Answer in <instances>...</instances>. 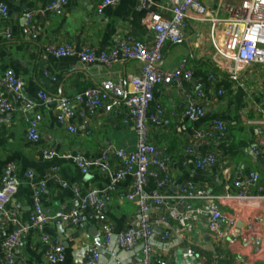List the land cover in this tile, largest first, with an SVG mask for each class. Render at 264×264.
Segmentation results:
<instances>
[{
    "label": "crops",
    "instance_id": "0c3cea01",
    "mask_svg": "<svg viewBox=\"0 0 264 264\" xmlns=\"http://www.w3.org/2000/svg\"><path fill=\"white\" fill-rule=\"evenodd\" d=\"M49 1L0 0V7L6 8L5 16L0 13V30L8 27L11 34L9 39L0 38V80L7 70L21 78L23 94L36 103L29 115L39 113L42 117L37 142L27 140L24 117L19 112L12 114L9 125L0 124V187L6 164H16L21 180H24L26 171H32L34 177L31 183L42 182L45 185L41 197L43 210L53 214L64 207L77 205L75 190L102 189L110 181L108 175L100 174L94 168L82 174L71 160L61 158L60 154L81 152L86 158L96 160L107 150L132 151L136 147V134L133 126L124 122V110L115 113L98 110L94 116H89L83 103L73 105L74 116L67 121V125L74 126L75 132H70L58 122L54 105L41 104L36 92L43 89L53 96L71 97L103 80L115 81L127 74H137L141 63L126 61L115 64L110 70L96 65L83 67L76 57L55 58L44 53L43 46L68 42L78 48L90 44L97 49H108L117 37H130L150 44L152 35L145 27L148 13L139 10L134 0H119L117 4L105 7L101 14L95 12V5L100 0H67L61 15L37 13ZM156 1L164 6L162 0ZM202 1L218 8L219 3L240 0ZM28 13L32 14L35 39L24 33ZM216 13L220 17L226 15L219 8ZM211 40L210 22L189 19L183 40L163 48L160 67L170 70L186 57L192 77L181 87L156 85L148 108L152 111L155 104L164 108L162 119L148 129L149 140L167 158L169 180L162 192L172 195L180 185L190 183L206 190L210 198L177 205L179 212L195 208L200 210L189 220V230L180 228L177 221L171 218H168V226L157 223L152 235L153 252L156 257L174 260L176 264H191L189 247H196L201 255L212 260L211 264H264V205L250 199H233L242 191L248 195L264 196V143L259 123L264 120V64L251 65L235 76L220 68L212 70L214 51ZM211 70L213 75L210 77ZM197 93H200L205 115L195 121L186 120L181 117L186 96ZM0 94L12 98L1 85ZM217 121L226 124L227 138L209 140L203 146L194 148L196 154L213 153L216 157L215 164L197 168L195 154L187 152L186 148L193 146L199 129ZM49 150L55 153L50 159L44 155ZM252 171L258 173V183L247 188L246 179ZM131 182L130 176L120 180L112 193L113 198L104 208L116 234L124 230L135 216L136 205L125 198H117L130 190ZM154 186L153 178H148L145 192L149 194ZM212 201L218 203L222 213L235 220L232 226L220 223L228 238L236 240L233 244L227 238L218 237L209 228L208 208ZM7 210L18 212L21 221L27 222L32 210L31 186L27 182L18 186L7 204ZM161 213L160 209L152 208L150 215L155 219ZM251 222L260 241L258 245L243 243L240 239ZM11 227L0 225V253ZM92 228L101 238L95 216L90 211H84L78 225L51 220L44 225L43 232L52 241L63 245L64 260L59 264H71L80 259L84 246L96 245V239L90 232ZM165 232H170L169 237L161 239ZM45 250L46 245L39 234L30 229L23 236L21 246L14 251L15 264H50L45 258ZM140 256L138 250L133 258ZM127 258L126 254L118 253V259ZM113 262L115 260H111L108 254H103L99 264Z\"/></svg>",
    "mask_w": 264,
    "mask_h": 264
},
{
    "label": "built area",
    "instance_id": "2783aa9c",
    "mask_svg": "<svg viewBox=\"0 0 264 264\" xmlns=\"http://www.w3.org/2000/svg\"><path fill=\"white\" fill-rule=\"evenodd\" d=\"M119 0H100L95 5V12L101 14L107 6H113ZM139 10L148 13L145 27L152 35L150 44L130 38L117 37L108 49H97L90 44L80 48L72 43H47L43 52L55 58L73 56L83 67L96 65L105 70H110L115 64L136 60L141 63L140 72L127 74L122 79L101 81L98 85L86 89L74 96H53L39 89L36 97L41 104L54 105L58 122L65 125L67 130L75 132V127L67 125V121L74 116L73 105L83 103L89 116H94L98 110L115 113L124 110L126 119L136 134V147L132 151L123 149L107 150L101 158L91 160L81 152L63 153L61 158L71 160L82 174L94 168L100 174L108 175L109 184L102 189L91 187L85 192L75 190L77 205L64 207L61 210L48 214L43 210L41 197L45 191L44 183L32 184L33 172L28 170L24 180L18 178L17 166L14 163L5 165L1 175L0 187V225L12 226L10 233L3 240L0 253V264H15L14 251L23 243V236L28 230H35L40 240L46 245L45 258L50 264H59L64 260V247L60 242L52 241L43 232L44 225L51 220H61L76 226L81 222L82 212L90 211L99 224V245H86L81 249V257L71 264H99L103 254H108L113 264H176L174 260L158 258L153 252L152 235L154 226L162 224L168 226V218L177 221L180 228L189 230V220L199 212V208L179 212L177 205L190 201L209 199L210 196L203 188L186 183L178 187L174 194H164L163 186L169 180L167 158L163 152L149 140L148 129L151 124L160 121L164 114L161 104H155L152 111H148L153 99L154 87L161 85H175L181 87L182 83L192 77L187 58H182L170 70L162 69L160 63L163 48L167 44H176L183 40L184 32L189 19L208 21L212 31V46L214 59L210 69L220 68L230 75H238L242 70L251 66L264 64V0H240L236 3H226L218 6L225 11L224 17L217 16L216 10L202 0H162L159 5L156 0H134ZM67 0H51L37 13H51L61 15ZM168 8V9H167ZM164 10V11H163ZM168 10V11H167ZM2 16L6 8L0 7ZM32 14L25 17L24 33L35 39L31 24ZM9 39L10 30L5 27L0 30V38ZM209 71V76L213 72ZM0 85L4 92L12 98L0 94V124L9 125L14 112H19L24 117L26 125V138L30 142L39 139V125L41 114L29 115V111L36 105L35 101L23 94V82L11 70L3 73ZM13 100V102H12ZM205 111L200 103V93L187 94L182 108L181 117L195 121L204 117ZM262 142L264 143V120H261ZM227 138V127L222 121L209 124L199 129L194 136V144L187 147L186 151L195 154L197 168H207L216 162L213 153L199 155L194 148L203 146L209 140H223ZM45 157L52 158L55 153L51 150L44 152ZM130 176L132 179L130 190L120 195L118 199H127L136 205L133 221L118 234L114 233L108 221L104 208L113 198L112 193L116 184ZM153 178L154 189L147 194L144 190L148 178ZM257 172H249L246 187L258 183ZM28 183L32 192V210L27 222L21 221V215L7 210V204L17 191L20 184ZM237 185V182H235ZM228 188V187H227ZM233 199H245L264 205L263 195H248L245 191L238 192ZM152 208L162 211L155 219L150 215ZM209 228L218 237L227 238L233 244L236 240L228 238L225 230L220 228V223L232 226L234 219L221 212L217 202L209 204ZM246 233L241 234L243 243L260 244L254 224L248 223ZM170 232H165L161 239H166ZM140 250L141 256L133 258L135 251ZM118 253H124L127 259H118ZM188 257L191 264H211L212 260L201 255L196 247H189Z\"/></svg>",
    "mask_w": 264,
    "mask_h": 264
},
{
    "label": "water",
    "instance_id": "95a60500",
    "mask_svg": "<svg viewBox=\"0 0 264 264\" xmlns=\"http://www.w3.org/2000/svg\"><path fill=\"white\" fill-rule=\"evenodd\" d=\"M58 222L60 224H67V223H65V222H63L61 220H58ZM90 232H91V236H93L96 239V244L99 245L100 237H99V234H98L97 230L95 228H92Z\"/></svg>",
    "mask_w": 264,
    "mask_h": 264
}]
</instances>
